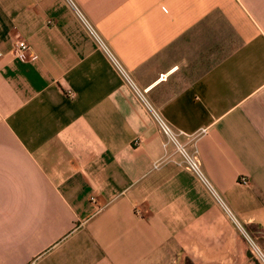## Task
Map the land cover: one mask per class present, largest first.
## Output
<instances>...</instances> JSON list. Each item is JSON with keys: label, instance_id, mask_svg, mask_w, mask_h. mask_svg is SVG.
I'll return each instance as SVG.
<instances>
[{"label": "crops", "instance_id": "0c3cea01", "mask_svg": "<svg viewBox=\"0 0 264 264\" xmlns=\"http://www.w3.org/2000/svg\"><path fill=\"white\" fill-rule=\"evenodd\" d=\"M248 239L264 258V0H0V264H264Z\"/></svg>", "mask_w": 264, "mask_h": 264}, {"label": "built area", "instance_id": "2783aa9c", "mask_svg": "<svg viewBox=\"0 0 264 264\" xmlns=\"http://www.w3.org/2000/svg\"><path fill=\"white\" fill-rule=\"evenodd\" d=\"M97 42L102 48V50L105 52L110 64L120 76L122 81L130 87V89L137 96L138 99L144 101L141 97L140 92L136 89V87L128 77L125 70L119 64V62L114 58V56L110 54L107 48L99 40H97ZM27 49L28 47L23 40H16L13 42L11 54L15 59H18L27 51ZM31 58L35 57L33 56ZM64 96L67 99H71L73 98L74 94L72 91L66 90ZM148 111L156 122L160 133L164 137L162 147L165 148L166 146L171 145L173 147V154H177L178 156V160L172 161L173 164L178 168H182L190 172L201 183H205L204 178L200 172L199 163L196 157L197 150L194 138L192 136L184 134L181 131H173L170 127L166 125V123L160 117L157 116V114L153 110L148 108ZM181 138H184V140H181ZM245 182V180H241V183ZM90 201L94 202L93 198H90ZM247 243L249 245L251 254H253L256 258L260 259V261L264 263V258L262 257L259 249L252 243L251 240L248 239Z\"/></svg>", "mask_w": 264, "mask_h": 264}, {"label": "rangeland", "instance_id": "374dc122", "mask_svg": "<svg viewBox=\"0 0 264 264\" xmlns=\"http://www.w3.org/2000/svg\"><path fill=\"white\" fill-rule=\"evenodd\" d=\"M254 256V255H253ZM258 259V258H257ZM260 261V259H258Z\"/></svg>", "mask_w": 264, "mask_h": 264}]
</instances>
